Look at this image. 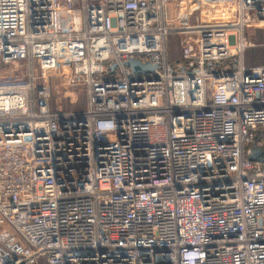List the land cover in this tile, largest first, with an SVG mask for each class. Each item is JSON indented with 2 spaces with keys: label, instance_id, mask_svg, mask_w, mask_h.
Returning a JSON list of instances; mask_svg holds the SVG:
<instances>
[{
  "label": "built area",
  "instance_id": "2783aa9c",
  "mask_svg": "<svg viewBox=\"0 0 264 264\" xmlns=\"http://www.w3.org/2000/svg\"><path fill=\"white\" fill-rule=\"evenodd\" d=\"M263 26L264 0H0V264H264Z\"/></svg>",
  "mask_w": 264,
  "mask_h": 264
},
{
  "label": "rangeland",
  "instance_id": "374dc122",
  "mask_svg": "<svg viewBox=\"0 0 264 264\" xmlns=\"http://www.w3.org/2000/svg\"><path fill=\"white\" fill-rule=\"evenodd\" d=\"M248 35L256 45L248 48V51L245 53V62L251 65L264 64V26L258 29L251 28ZM174 39L171 41V45L177 42ZM17 72H23V67L15 68L14 66H6L0 63V80L5 79L3 78L4 76ZM68 91L69 95H66L64 91L60 94L56 93L53 97V103L62 104L67 109H83L86 107L87 96L84 86H72L68 88Z\"/></svg>",
  "mask_w": 264,
  "mask_h": 264
},
{
  "label": "water",
  "instance_id": "95a60500",
  "mask_svg": "<svg viewBox=\"0 0 264 264\" xmlns=\"http://www.w3.org/2000/svg\"><path fill=\"white\" fill-rule=\"evenodd\" d=\"M125 64L132 67L134 72H151L155 69V65H152L150 62H142L138 58H129L125 61ZM115 68V64L111 67L113 70ZM251 160L261 161L264 159L263 149L253 145L252 153L249 155Z\"/></svg>",
  "mask_w": 264,
  "mask_h": 264
},
{
  "label": "trees",
  "instance_id": "16d2710c",
  "mask_svg": "<svg viewBox=\"0 0 264 264\" xmlns=\"http://www.w3.org/2000/svg\"><path fill=\"white\" fill-rule=\"evenodd\" d=\"M247 51H248V49L246 50V52H247ZM246 64L249 65V66H252L250 63H247V62H246Z\"/></svg>",
  "mask_w": 264,
  "mask_h": 264
}]
</instances>
